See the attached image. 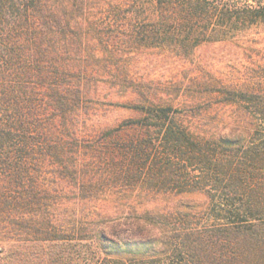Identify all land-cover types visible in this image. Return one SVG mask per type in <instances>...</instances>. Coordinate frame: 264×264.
Instances as JSON below:
<instances>
[{
	"label": "trees",
	"instance_id": "1",
	"mask_svg": "<svg viewBox=\"0 0 264 264\" xmlns=\"http://www.w3.org/2000/svg\"><path fill=\"white\" fill-rule=\"evenodd\" d=\"M262 25L264 0H0V264H264V76L196 56Z\"/></svg>",
	"mask_w": 264,
	"mask_h": 264
},
{
	"label": "rangeland",
	"instance_id": "2",
	"mask_svg": "<svg viewBox=\"0 0 264 264\" xmlns=\"http://www.w3.org/2000/svg\"><path fill=\"white\" fill-rule=\"evenodd\" d=\"M124 9L128 10L129 7H126ZM101 18L103 20L105 18L104 15H101ZM119 25H122V23L118 24V22H115L111 27L108 28H110V30L117 29V26ZM131 27V25L129 26L128 23H125V26L122 28H126V30L128 31L129 29H131ZM245 37L258 39L262 43H259L257 45V50L251 52L245 51L237 46L231 47L222 44L202 45L196 51L198 62H200L202 66H205L208 70H212L219 75H223L227 79L234 77L243 79L250 74L254 76H264V68L256 69L254 71L249 69V66H253L255 62L264 57V25L259 26L250 33H247ZM138 65L139 68L142 69V59ZM165 69L166 70L162 69L158 71H160V73H165L168 75L170 73L167 71L169 68ZM174 73H176V71H174ZM126 115L127 114L125 112H112L111 118L112 120L121 119Z\"/></svg>",
	"mask_w": 264,
	"mask_h": 264
}]
</instances>
